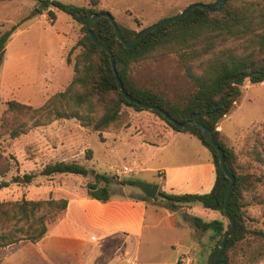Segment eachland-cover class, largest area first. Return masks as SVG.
Returning a JSON list of instances; mask_svg holds the SVG:
<instances>
[{
  "label": "rangeland",
  "instance_id": "374dc122",
  "mask_svg": "<svg viewBox=\"0 0 264 264\" xmlns=\"http://www.w3.org/2000/svg\"><path fill=\"white\" fill-rule=\"evenodd\" d=\"M60 1L79 6L87 4V0ZM102 1L110 6L111 10L107 11L116 23L136 32L173 16L190 3H209L216 0ZM234 1L264 3V0ZM38 7V0H0V32L22 17L31 15L12 32L4 45L3 55L0 56V117L6 108V100L15 99L34 107L39 106L50 95L63 90L73 77L72 65L80 47H76L70 53L69 49L80 36V25L68 14L54 7L51 8L54 10L55 18L50 22L47 14L38 13L36 9ZM125 7L131 10L124 11ZM134 18L140 24H137ZM244 44L243 38L214 39L215 51L226 48L240 50ZM67 55L70 58L69 63L65 61ZM198 61L192 62L196 64ZM130 75L138 86L150 88L171 99L182 98L194 89L175 51L152 52L131 65ZM241 90L240 99L222 121L225 133L229 137L225 142L234 151L236 172L245 174L249 180L243 191L246 223L248 226L264 230V82L251 83L245 80ZM139 114L149 116L151 118L149 128L161 133V138L156 141L162 148L161 151L172 149L177 152L173 156L169 154L168 157L172 161H164L154 150L151 154L139 156V121L149 120L139 118ZM160 142H164L165 145ZM192 143L202 146L186 132L173 130L154 113L148 110H135L128 106H122L119 118L100 131L93 130L91 125H82L76 118L55 119L46 125L32 127L16 138H2L1 146L4 153L11 154L16 159L3 179H9L11 175H21L23 172H37L44 164L56 160H76L85 164L90 172L86 176L76 174L36 176L29 184L12 182L9 186L0 188V201L21 197L66 198L68 195L85 191V185L93 180L94 172L117 176L108 183L110 197L135 196L141 191L134 185L120 184L118 179L139 180L148 177L150 171L144 167H153L157 171L164 170L166 164L188 163L196 158ZM124 166L131 167L132 172L122 171ZM157 200L149 201L148 208L150 202L156 204L163 202L164 206H168L163 198L157 197ZM190 204L195 205L192 209L188 207V210L182 211L183 215L209 219L217 214V211L206 209L199 202ZM61 215L62 212L51 217L48 226L54 225ZM219 217L226 223L222 215L219 214ZM148 229L145 221L142 231L143 244ZM182 237L188 239V229L182 231ZM50 238L45 241L40 239L35 243L22 241L0 248V264H91L88 262L91 250L82 242ZM137 239L139 238L133 237L130 241L137 244ZM111 241L116 243L115 241L121 240L114 238ZM157 242L162 244V247L167 244L168 250L161 248V251L149 252L141 249L140 252L139 250L136 252L133 246L130 254L122 255L119 262H114L115 257L113 252H110L103 264L109 261V264H171L177 256L172 250L174 241L167 238ZM121 252L123 250H120ZM197 263L198 259L193 257L191 264ZM257 264H264V259Z\"/></svg>",
  "mask_w": 264,
  "mask_h": 264
},
{
  "label": "trees",
  "instance_id": "16d2710c",
  "mask_svg": "<svg viewBox=\"0 0 264 264\" xmlns=\"http://www.w3.org/2000/svg\"><path fill=\"white\" fill-rule=\"evenodd\" d=\"M219 1L206 4L215 7ZM38 2V13L46 10L50 22L55 18L51 9L54 7L68 14L80 25V36L70 47L69 53L76 47H80V51L73 61L71 81L63 90L50 95L41 105L34 107L15 99L6 100V108L0 117V188L7 187L12 182L29 184L36 176H86L90 172L85 164L76 160H56L44 164L37 172H23L21 175H11L9 179H3L16 159L13 155L4 153L2 138H16L32 127L46 125L60 118H76L82 125H91L93 130L100 131L119 118L122 106L139 111L148 110L130 102L119 92L109 55L103 47L91 40V32L99 42L109 46L117 75L131 98L156 105L177 121L197 120L203 123L212 131L215 142L221 147L225 167L235 178L228 202V211L235 228L226 239L217 264H257L264 259V230L248 226L245 220L243 191L249 180L245 174L236 172L234 151L216 129L219 120L240 99L241 86L245 80L251 83L264 82V3H236L234 0H225L219 11H208L201 6H194L179 19L154 27L137 38L130 47H125L116 38L113 26L106 17L93 20L89 28H86L85 22L91 14L107 11L98 7L99 0H87L86 6L60 0ZM30 17L31 15L24 16L0 32V50L17 26ZM134 20L140 24L136 18ZM116 24L123 39L128 40L134 35V30L120 23ZM216 37L243 38L245 44L240 50L226 48L215 51ZM159 51L178 53L185 74L194 87L186 96L171 99L150 88L138 86L132 79L131 65L152 52ZM194 60L199 61L194 64ZM65 61L70 62L69 55ZM148 111L159 116L173 130L195 136L209 150L215 169L214 183L208 192L173 194L158 189L154 199L163 198L171 209L199 202L202 207L215 210L223 216V200L230 181L223 173L218 162V153L208 142L205 132L198 126L180 130L160 112ZM116 178V175L94 172L93 180L85 185L86 195L102 202L107 201L110 197L108 183ZM134 180L123 178L118 179V182L134 185ZM140 198L149 200L143 193ZM66 206L65 197H21L0 201V248L21 241L37 242L47 233L49 219L62 212ZM186 217L200 231H210L208 252L202 264H211L220 246L221 237L230 228V224L226 219L225 223L221 217L210 220L198 216Z\"/></svg>",
  "mask_w": 264,
  "mask_h": 264
},
{
  "label": "crops",
  "instance_id": "0c3cea01",
  "mask_svg": "<svg viewBox=\"0 0 264 264\" xmlns=\"http://www.w3.org/2000/svg\"><path fill=\"white\" fill-rule=\"evenodd\" d=\"M102 2V0H99V8L111 10L109 5ZM127 9L131 10L129 7H125L124 11ZM42 12V14L46 15V10ZM228 114L223 116L216 126V129L221 132L226 140H229V137L225 133V127H223L222 121ZM142 117L149 120L147 122L139 121V156L141 154H151L152 150H154L157 151L156 155L164 161H172L168 157L169 154L173 156L177 152L172 149L161 151L162 148L156 142L161 138V133L154 132L149 128L151 127L148 124L151 119L149 116H141L139 114V118ZM186 133L190 137L197 139L190 133ZM160 143L163 146L165 145L164 142ZM199 143L202 146H197L192 143L193 152L196 155L194 160L180 165L166 164L164 170L157 171L153 167H144V169L150 171V174L148 177H142L139 180L157 183L158 189L166 193L208 192L214 183L215 169L209 150L200 141ZM141 193L139 192L135 196L125 198L110 197L105 202L88 197L85 191L68 195L66 197L67 206L62 211V215L54 225L48 228L47 233L41 238V241L51 239L50 237H52L53 239L66 238L82 242L87 246L88 250H91L88 256V262L91 264H103L110 252H113V256L115 257L114 262H119L122 255L127 256L130 254L133 246L136 252L138 250L140 252L141 249L149 252L161 251V248L168 250L167 244L162 247L163 245L157 241L170 238L171 241H174L172 242L174 246L171 245L173 246L172 250L177 254L171 264H180L177 259L183 255L196 257L198 259L197 264H202L208 252L210 231H200L182 213V211L188 210V207L192 209L195 204L181 205L175 209H171L169 206H164L163 202H161L163 205L161 203L156 204L155 202H150L151 204L148 208L147 203L149 201L158 200L157 198H149V200L145 201L140 198ZM218 217L219 213L217 212L212 218L204 220ZM145 221L149 229L148 234L144 236L145 243L143 244L142 231L145 226ZM185 229H188L189 237L187 240L182 237V231ZM133 237L139 238L136 241L137 244H133L130 241ZM114 238H118L121 241L112 243L111 240ZM188 240L191 242H188ZM120 250H123V252L120 253ZM44 253H46L45 250ZM109 263L110 261L104 264Z\"/></svg>",
  "mask_w": 264,
  "mask_h": 264
},
{
  "label": "water",
  "instance_id": "95a60500",
  "mask_svg": "<svg viewBox=\"0 0 264 264\" xmlns=\"http://www.w3.org/2000/svg\"><path fill=\"white\" fill-rule=\"evenodd\" d=\"M224 2H225V0H220L215 7H211L208 4L203 3V2H193V3L189 4V5H187L186 7H184L183 9H181L180 11H178L176 14H174L173 16H171L169 18L160 20V21H158L156 23L150 24V25H148L146 27H143V28L137 30L134 33V35L131 38H129L128 40H125V39L122 38V36L120 34V31H119V28H118L115 20L113 19V17L111 16V14L108 11L95 12V13L91 14L87 18V20L85 22V26L88 29L89 28V24L93 20H95V19H97L99 17H106L110 21V24L113 26L114 33L116 35V38L120 42H122V44L125 47H130L131 44L137 38H139L141 35L145 34L146 32H148L149 30L153 29L154 27L161 26V25H165V24H168V23H170L172 21H175V20L179 19L185 13H187L190 8H192L194 6H201V7L205 8L208 11H219L221 9V7L223 6ZM89 34H90L91 40L96 45L103 47L106 50V52L108 53V55H109V61H110V64H111V68H112V71H113V73L115 75V78H116L118 90H119V92L127 100H129L130 102L136 103L137 105H139L142 108H145V109H148V110H155V111L160 112L163 116H165L173 125H175L180 130L187 129V128L192 127V126H198V127H200L205 132L206 138H207L208 142L217 151L219 165H220L223 173L225 174V176L230 181L229 184H228V186H227V189H226V194H225V197H224V200H223V209H222V214H223L224 218L227 220V222L230 224V228L222 235L221 241H220V246H219L217 252L215 253V255H214L213 259H212L211 264H217L218 259L221 256L222 251H223V249L225 247L226 239L232 234V232L234 231V228H235L234 221L231 218V216L229 214V211H228V202H229V199H230L231 192L233 190V185H234L235 178H234V175L231 174L227 170V168L225 167V164H224V154H223V151H222L221 147L215 142V140L213 138L212 131L207 126H205L203 123H201V122H199L197 120H187L185 122L177 121V120L171 118L160 107H158L156 105H152V104H147V103H144V102H140L138 100H135V99L131 98L125 92V90L123 88V85H122V82H121V80L119 79V77L117 75V70H116V67H115L113 55L111 54V50H110L109 46L106 43L99 42L95 38V36L93 35V33L89 32ZM3 52H4V50L1 49L0 50V56L3 55ZM134 186H136L148 198H154L156 196V193H157V190H158V184L157 183L145 182V181H142V180H134Z\"/></svg>",
  "mask_w": 264,
  "mask_h": 264
},
{
  "label": "built area",
  "instance_id": "2783aa9c",
  "mask_svg": "<svg viewBox=\"0 0 264 264\" xmlns=\"http://www.w3.org/2000/svg\"><path fill=\"white\" fill-rule=\"evenodd\" d=\"M122 171H129V172H131L132 169L129 168V167L124 166L123 169H122ZM192 258H193L192 256L183 255V256L179 257L178 261H179L180 264H191Z\"/></svg>",
  "mask_w": 264,
  "mask_h": 264
}]
</instances>
